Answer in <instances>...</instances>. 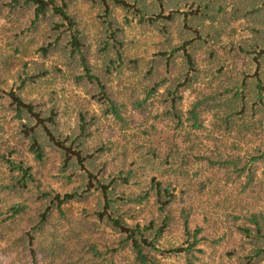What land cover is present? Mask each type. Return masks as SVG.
I'll use <instances>...</instances> for the list:
<instances>
[{
    "label": "trees",
    "instance_id": "trees-1",
    "mask_svg": "<svg viewBox=\"0 0 264 264\" xmlns=\"http://www.w3.org/2000/svg\"><path fill=\"white\" fill-rule=\"evenodd\" d=\"M78 1L96 20L91 41ZM0 8L30 15L5 42L23 61L15 87L0 76V97L32 163L0 144V190L36 204L13 239L31 264L37 252L45 264H264V0H0ZM132 22L156 37L147 55L126 53ZM24 39L34 47L29 61L16 57L27 53ZM124 71L137 83H122ZM47 75L68 78L100 114L79 110L64 128L52 98L22 94ZM145 112L153 122L126 139L134 113ZM100 118L123 139L95 141ZM51 156L66 189L44 185L34 169ZM26 200L2 207V221L21 217ZM88 201L70 217L68 204ZM88 222L110 239L83 235Z\"/></svg>",
    "mask_w": 264,
    "mask_h": 264
},
{
    "label": "rangeland",
    "instance_id": "rangeland-1",
    "mask_svg": "<svg viewBox=\"0 0 264 264\" xmlns=\"http://www.w3.org/2000/svg\"><path fill=\"white\" fill-rule=\"evenodd\" d=\"M76 10L78 13V17L80 18L82 26L86 29L88 37L90 41L95 37L97 31L96 20L94 19V14L90 7L78 1L76 5ZM30 15L29 14H19L13 12H7L5 8H0V76L2 80L6 81L7 87H15L17 85V81L15 80V76L17 73V69L22 65V61L15 62L12 57V46L7 45L5 42L8 38L15 33V31H19L20 28L18 26H22V24H26ZM240 26L237 25L238 34L240 31ZM34 39L41 38V32H36L34 35ZM125 37L127 40L126 43V53L132 55L136 53L137 55H147L154 49V42L156 41V37L154 33L146 31L140 25L132 22V24L126 27ZM22 45L24 48L28 49L27 53L24 55L17 54L20 59L29 61L30 58H35V55L30 57L32 49H34L31 42L24 39L22 41ZM10 55V56H8ZM7 59L8 63L4 64L3 60ZM28 71H33V66L31 63L28 64ZM122 83H126L127 87H129V82L137 83V77L135 78L132 74H129L127 71H124L120 78ZM126 87V88H127ZM26 98H35L36 100H41L44 102H48L50 98H52L58 105L59 108V119L64 128L72 127L76 118L77 112L79 110H89V112H95L99 115V107L97 104L92 102L89 103V96L86 95L81 88L75 87L70 80H65L62 78L53 79L52 76L41 77L40 80L34 83H29L25 86L23 93ZM126 93L120 94L119 97L124 98ZM186 98L184 100V105L191 98L190 95L185 94ZM12 116V112L8 108V101L5 97H0V125L3 124V130L0 131V144L3 147L11 146L12 148H16L17 151L13 153L12 156L24 158V160L28 163H32L31 157L26 153L24 149V145H21L18 140V136L15 130L14 123L10 122V117ZM144 116L146 117L144 121ZM151 114L148 115L147 112L138 114L134 113L133 122L130 124L129 130L126 133V139L135 141L136 135L143 136L140 132L141 129L148 126L153 119L151 118ZM98 129H95L93 139L98 141V139H106L107 137L115 138L122 140V133L118 132L117 126L113 123L109 118L104 119L100 118L98 122ZM96 125V126H97ZM139 127V129L137 127ZM16 131V130H15ZM117 131V132H116ZM139 131L140 133H137ZM133 135V138L131 137ZM128 158L132 157V150H129ZM132 151V153H131ZM51 162L49 161L45 168H38L37 165L34 164V169L39 172L41 177V181L44 185H49L58 190L66 189V187L61 186V183L53 177L54 173V159L50 157ZM4 178L3 169L0 168V181ZM5 190H0V211L2 207L9 205L14 201H21L23 199L26 200L27 208L21 217H16L13 220L2 221L5 214L0 213V264H31V257L27 249H22L16 247L14 245L13 239L19 235L20 233L27 231L30 226V221L34 217V210L36 207L35 203H31V197L28 193L19 197L13 193H6ZM258 196V190L254 189L247 196L246 200L250 203H254L256 197ZM94 201L88 202H80V203H72L67 205V212L70 214V217L75 218L79 217L82 214L83 208L93 206L92 203ZM147 215V212H142L138 217L143 218ZM92 222H88L85 227H83L82 234H93L91 237L96 239L100 245L105 241L110 239V235L106 229L102 227L96 228L95 224H91ZM72 225L75 228L79 227V223L76 221H72ZM101 225V224H99ZM69 226H63L60 232L67 231ZM217 249H222V247H218ZM38 259V264H45L44 262H40L41 254L37 252L36 255ZM216 257V256H215ZM215 259V258H214ZM174 261V258H170L167 260ZM230 264V263H226Z\"/></svg>",
    "mask_w": 264,
    "mask_h": 264
}]
</instances>
